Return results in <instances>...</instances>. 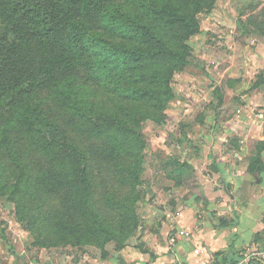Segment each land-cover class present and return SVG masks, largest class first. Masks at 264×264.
Instances as JSON below:
<instances>
[{"label":"trees","instance_id":"16d2710c","mask_svg":"<svg viewBox=\"0 0 264 264\" xmlns=\"http://www.w3.org/2000/svg\"><path fill=\"white\" fill-rule=\"evenodd\" d=\"M119 1L0 0V116H7L18 141L35 158L36 184L58 195L64 205L53 223L80 246H103L113 233L90 208L88 155L76 139L67 137L65 126L82 139L100 137L91 153L115 162L131 182L139 180L144 142L135 134L137 147L126 151L122 137L129 138L133 129L119 117L96 116L85 109L77 97V80L109 81L114 76L117 88L124 86L123 79L144 83L146 73L136 69L146 59L183 61L185 39L199 30L198 12L216 2ZM123 1L141 13L128 11ZM42 86H51L46 98L53 103L38 94ZM127 88L134 95L148 94L142 85ZM252 162H260L258 153Z\"/></svg>","mask_w":264,"mask_h":264},{"label":"rangeland","instance_id":"374dc122","mask_svg":"<svg viewBox=\"0 0 264 264\" xmlns=\"http://www.w3.org/2000/svg\"><path fill=\"white\" fill-rule=\"evenodd\" d=\"M123 6L128 11L141 13L128 1ZM197 21L199 30L185 39L188 47L183 61L144 60L136 69L146 73L144 83H128L123 79L124 86L117 88L114 76L109 81L77 80V97L85 109L96 116L119 117L133 129L129 138L122 137L126 151L137 147L133 144L135 134L144 142L140 148L139 180L131 182L126 170L117 167L115 162L91 153L90 148L101 142L100 137L82 139L65 126L67 137L76 139L88 155L90 208L113 233L103 246L90 242L77 245L73 236L53 223L56 215L63 214L64 205L58 195L46 193L36 184L35 158L18 141L19 133L5 121L7 116H0V264L9 254H16L21 263L39 253L44 259L53 249L76 256L105 257L108 247L117 250L151 235L145 217L147 207L159 195L163 196L164 187L170 186L166 179L171 177L168 173L172 167H165L164 160L178 142L187 139V133L194 127L188 120L193 115L187 103L202 88H192V84L200 83L203 87V82L209 80L206 73L212 63L218 64L219 69L231 59L237 62L239 50L236 51L235 45L250 48L256 33L264 35V0H216L213 7L198 12ZM159 28L163 35L164 28ZM134 85L144 86L148 94L138 96L126 89ZM50 89L51 86L39 88L38 94L45 98V103H53L46 98ZM199 122V126H204L203 121ZM75 219L83 223L80 217Z\"/></svg>","mask_w":264,"mask_h":264},{"label":"crops","instance_id":"0c3cea01","mask_svg":"<svg viewBox=\"0 0 264 264\" xmlns=\"http://www.w3.org/2000/svg\"><path fill=\"white\" fill-rule=\"evenodd\" d=\"M253 40L235 45L237 62L212 63L203 87L192 84L202 88L187 103L194 127L164 160L171 187L149 202L151 235L105 257L53 249L21 263L9 254L3 264H199L196 248L218 263L264 264V35Z\"/></svg>","mask_w":264,"mask_h":264},{"label":"built area","instance_id":"2783aa9c","mask_svg":"<svg viewBox=\"0 0 264 264\" xmlns=\"http://www.w3.org/2000/svg\"><path fill=\"white\" fill-rule=\"evenodd\" d=\"M179 234L181 235H186L187 231H179ZM195 253L201 254V258L199 259V264H236L234 262H227V263H218L214 260H212L211 258H209L208 256H206L201 249L196 248L194 249ZM259 256L260 259L264 262V248L260 250L259 252Z\"/></svg>","mask_w":264,"mask_h":264}]
</instances>
